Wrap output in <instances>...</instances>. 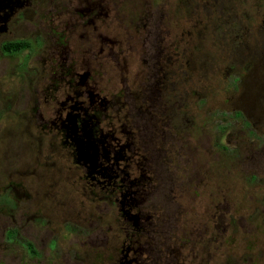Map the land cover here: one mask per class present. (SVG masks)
Listing matches in <instances>:
<instances>
[{
	"label": "rangeland",
	"instance_id": "rangeland-1",
	"mask_svg": "<svg viewBox=\"0 0 264 264\" xmlns=\"http://www.w3.org/2000/svg\"><path fill=\"white\" fill-rule=\"evenodd\" d=\"M33 2L39 13L44 0ZM124 2L135 19L142 10L161 12V24L168 22L160 32L163 50L172 43L178 56L175 139L154 161V184L161 187L146 197L155 206L152 215L167 217L159 231L185 235L207 219L214 237L209 264H264V0ZM27 17L24 36L35 47L36 16ZM127 35L120 48L128 54L116 78L137 85L147 45L142 31ZM37 52L24 63V55L0 60V197L5 186L17 184L11 203L0 201V264H102L104 251L92 258L85 241L99 233L118 236L117 211L71 180L49 137L29 122L42 68ZM9 229L17 241L6 240ZM25 240L37 257H28Z\"/></svg>",
	"mask_w": 264,
	"mask_h": 264
},
{
	"label": "flooded vegetation",
	"instance_id": "flooded-vegetation-1",
	"mask_svg": "<svg viewBox=\"0 0 264 264\" xmlns=\"http://www.w3.org/2000/svg\"><path fill=\"white\" fill-rule=\"evenodd\" d=\"M33 3L0 0V60L24 55L21 62H28L34 51L42 54L29 122L49 137L71 180L117 211L118 236L99 233L85 241L92 258L104 251L102 264H209L214 237L207 219L197 231L183 235L180 229L165 237L168 231L159 229L167 217L152 215L155 206L146 199L161 187L154 184V161L166 153L177 126L172 88L178 56L172 43L167 54L163 50L160 32L168 22L161 24L162 13L142 10L135 19L124 0H44L39 13ZM28 14L36 16L35 47L24 36ZM139 31L147 50L135 85L116 75L121 76L128 54L120 44L130 41L128 32ZM18 44L23 46L20 51H7ZM166 127L169 133L162 131ZM78 143L89 160L79 156ZM7 187L0 201L11 203L8 194L17 184ZM217 235L223 240L224 234Z\"/></svg>",
	"mask_w": 264,
	"mask_h": 264
},
{
	"label": "trees",
	"instance_id": "trees-1",
	"mask_svg": "<svg viewBox=\"0 0 264 264\" xmlns=\"http://www.w3.org/2000/svg\"><path fill=\"white\" fill-rule=\"evenodd\" d=\"M22 48H23V46H21L20 44H18L15 49H13V50L7 49V51H9V52H14V50L20 51ZM234 82L237 83V85H238V83H240V79L238 77H236L234 79ZM237 115H239V113ZM6 234H7L6 240L8 242L17 241L18 234H17L16 230L9 229V231H7ZM22 244H23V247L25 248V251H26V253H27V255H28L29 258H34V257H37L38 256V252L36 251L33 243L25 240Z\"/></svg>",
	"mask_w": 264,
	"mask_h": 264
},
{
	"label": "water",
	"instance_id": "water-1",
	"mask_svg": "<svg viewBox=\"0 0 264 264\" xmlns=\"http://www.w3.org/2000/svg\"><path fill=\"white\" fill-rule=\"evenodd\" d=\"M82 144L78 143V147H77V151H78V154L81 158L85 159V160H89L88 157L86 156V154H84L82 152V150L84 149L82 146ZM89 162V161H88Z\"/></svg>",
	"mask_w": 264,
	"mask_h": 264
}]
</instances>
